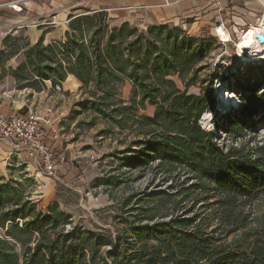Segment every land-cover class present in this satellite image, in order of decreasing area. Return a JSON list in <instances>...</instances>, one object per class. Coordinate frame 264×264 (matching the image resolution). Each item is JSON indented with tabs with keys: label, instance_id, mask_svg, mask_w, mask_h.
<instances>
[{
	"label": "trees",
	"instance_id": "obj_1",
	"mask_svg": "<svg viewBox=\"0 0 264 264\" xmlns=\"http://www.w3.org/2000/svg\"><path fill=\"white\" fill-rule=\"evenodd\" d=\"M99 16L104 15L71 21L62 41L32 46L27 63L36 78L52 86L72 76L87 97L77 104L82 110L134 135V141L113 156L119 169H142L155 161L160 172L178 176L172 178L177 192L157 195L152 208L136 210V223H127L114 235L81 227L68 231L70 217L57 204L46 213L38 211L16 187L0 184V223L7 224L6 238L15 239L12 230L34 236L33 246L25 242L21 254L0 239V264H264V222L247 229L250 216L245 211L264 193V143L222 149L199 125L205 111H214L216 69L199 80L207 69L201 63L211 36H189L164 25L149 29L148 39L143 35L131 40L136 30L124 24L103 38L97 30L83 39ZM124 81L131 85L128 103L117 96ZM190 87H198L200 93L188 94ZM237 93L244 109L229 124L233 139L254 127V113L247 104L255 97ZM146 105L153 108L152 116L139 115ZM181 175L188 177L180 179ZM117 184L110 177L93 185ZM178 196L204 203V212L154 221L165 201Z\"/></svg>",
	"mask_w": 264,
	"mask_h": 264
},
{
	"label": "rangeland",
	"instance_id": "obj_2",
	"mask_svg": "<svg viewBox=\"0 0 264 264\" xmlns=\"http://www.w3.org/2000/svg\"><path fill=\"white\" fill-rule=\"evenodd\" d=\"M127 25L130 29L136 30L131 40L146 35L151 28H160L164 25L170 29L184 31L178 26L168 24L137 22ZM121 26H114L110 24L106 16H99L94 20L92 29L83 33V39H88L91 33L97 30L102 31L100 38H103L110 31L119 29ZM148 37L146 35L145 39ZM211 38L209 51L201 63L207 66V69L201 73L199 80L216 69L218 75L212 89L214 111H205L202 117L206 115L207 119L204 124L200 119L199 125L204 131L213 135V141L222 149L229 145L239 146L240 144H247L253 148L255 145L264 143V97L259 98L264 94V57L260 60L250 57L244 60L236 50L238 38H233L231 42L228 41L224 45L220 43L217 36H211ZM30 48L24 42H11L0 53V65L6 61L15 62L14 71L10 67L8 75L15 80L17 87L24 82V79L33 80L35 77L26 58ZM50 56L53 58L55 54ZM56 56L61 58L60 53ZM22 65H25V68L20 69ZM34 82L36 87L42 84L41 80ZM125 82L118 86L117 96L128 103L131 85L129 87V84H124ZM176 84L179 89H182L178 80ZM56 85L61 87V91L55 92L53 96L54 107L58 109L56 112L62 113L58 126L60 143L66 160L58 178L47 177L36 166L33 159H24L15 155L17 151L14 148L10 151L4 142L5 139L0 138V184L9 183L16 187L24 197L36 203L38 211L46 213L51 204H57L59 210L70 217L71 225L67 228L68 231L72 227H81L91 231H107L114 235L127 227V223H136L137 221H134L137 216L136 210L152 208L157 195L175 196L177 190L173 186L172 178L178 176H168L160 172L156 168L155 161H150L142 169H119L113 156L115 152L126 149L128 144L134 141V135L128 130L120 132L116 126L98 118L92 112L82 110L77 104L87 97L84 91L79 90L80 84L72 76H67L64 82ZM225 85L229 89L226 93L233 92L237 96L236 106L224 105L219 99L218 91ZM237 92H246V97L249 95L255 97L247 104L248 109L254 113L252 117L254 127L246 129L240 139H233L228 133L229 124L244 109ZM199 93L198 87L188 89V94ZM152 114L153 108L147 105L139 112V115L145 116H152ZM110 177L118 180L116 186L94 187L96 180ZM187 177L179 176L180 179ZM35 178L41 180L40 185L35 183ZM35 190L38 192V198L34 197ZM39 197L41 203H37ZM130 197L131 199L126 202V199ZM193 200L194 198L191 197L178 196L177 199L171 197L165 201L161 211L154 215V221H168L175 215L202 214L204 203H195ZM174 202L179 203L177 207ZM7 208H9L7 205L3 207L4 210ZM245 211L250 216L247 229H255L258 223L264 222V193L249 202L245 206ZM142 223L145 224L147 221ZM21 225L22 222H18L17 227L21 228ZM6 228L7 224L0 223V239L7 241L15 253L21 254L24 243L29 240L30 246H33L34 236L12 230L11 234L15 236V239L6 238ZM231 239L232 237L228 238V241Z\"/></svg>",
	"mask_w": 264,
	"mask_h": 264
},
{
	"label": "crops",
	"instance_id": "obj_3",
	"mask_svg": "<svg viewBox=\"0 0 264 264\" xmlns=\"http://www.w3.org/2000/svg\"><path fill=\"white\" fill-rule=\"evenodd\" d=\"M10 1L14 0H0V53L11 42H24L32 47L37 43L48 46L62 41L71 21L89 15L103 14L114 26L137 22L168 24L199 37L216 36L221 27L228 36L239 33L254 25L260 10L255 0H27L20 4L21 11L16 12L6 7ZM218 7L220 18H216ZM15 65L9 61L0 65V113L25 114L27 110H35L45 114L51 110L55 114L58 109L54 107L51 81L33 77L17 87L8 75V69L14 71ZM39 80L42 84L36 87L34 81ZM124 84L130 87L129 82ZM4 142L11 151L12 143ZM52 145L62 150L60 140ZM15 150V155L28 159L25 151ZM34 181L41 184L38 178ZM33 194L38 198L36 190ZM40 199L37 203H41Z\"/></svg>",
	"mask_w": 264,
	"mask_h": 264
},
{
	"label": "built area",
	"instance_id": "obj_4",
	"mask_svg": "<svg viewBox=\"0 0 264 264\" xmlns=\"http://www.w3.org/2000/svg\"><path fill=\"white\" fill-rule=\"evenodd\" d=\"M24 1L27 0L10 1L6 7L20 12L22 9L20 4ZM255 1L259 4L260 10L254 25L247 26L239 33L234 32L232 36H228V41L231 42L233 38L239 40L242 33L246 34L252 29L254 31L253 42L264 47V41H259L260 37L264 39V0ZM220 15L221 9L218 7L216 18H220ZM215 34L220 43L224 45L226 42L218 36L217 31ZM221 88L224 93L229 91L226 85L221 86ZM53 90L60 92L61 87L55 85ZM61 117L62 113L53 114L51 110H47L45 114H39L35 110H27L25 114L7 115L0 113V138L10 141L14 149L25 151L27 158L33 159L36 166L47 177L57 179L66 162L63 151L52 145V143H57L60 140L58 124Z\"/></svg>",
	"mask_w": 264,
	"mask_h": 264
},
{
	"label": "bare ground",
	"instance_id": "obj_5",
	"mask_svg": "<svg viewBox=\"0 0 264 264\" xmlns=\"http://www.w3.org/2000/svg\"><path fill=\"white\" fill-rule=\"evenodd\" d=\"M219 37L227 42L229 40V37L225 30L221 27L218 29ZM253 34L254 31L250 29L246 34L242 33L239 37V40L236 43V50L237 53L241 55V57L245 60V58H252V59H261L264 57V47H260L257 45L256 42H253ZM250 41V42H249ZM247 55V57H245ZM218 95L220 99L223 101L224 105H233L236 106L238 104L237 96L231 92V93H224L223 89H220L218 91ZM207 117L204 115L201 118V121H206Z\"/></svg>",
	"mask_w": 264,
	"mask_h": 264
},
{
	"label": "water",
	"instance_id": "obj_6",
	"mask_svg": "<svg viewBox=\"0 0 264 264\" xmlns=\"http://www.w3.org/2000/svg\"><path fill=\"white\" fill-rule=\"evenodd\" d=\"M259 41H260V42H263L264 39H263L262 37H260V38H259ZM259 60H260V59H259ZM219 99H220V98H219ZM220 101H221V100H220Z\"/></svg>",
	"mask_w": 264,
	"mask_h": 264
},
{
	"label": "snow or ice",
	"instance_id": "obj_7",
	"mask_svg": "<svg viewBox=\"0 0 264 264\" xmlns=\"http://www.w3.org/2000/svg\"><path fill=\"white\" fill-rule=\"evenodd\" d=\"M250 42V41H249Z\"/></svg>",
	"mask_w": 264,
	"mask_h": 264
}]
</instances>
